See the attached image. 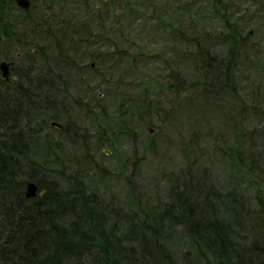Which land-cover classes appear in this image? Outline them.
<instances>
[{
	"label": "trees",
	"instance_id": "trees-1",
	"mask_svg": "<svg viewBox=\"0 0 264 264\" xmlns=\"http://www.w3.org/2000/svg\"><path fill=\"white\" fill-rule=\"evenodd\" d=\"M41 1L46 10L34 17L33 3L23 10L13 0H0V59L13 57L9 47L22 41L17 30L25 29L36 36L28 55L33 67H91L79 56L92 37L91 27L78 22L66 0ZM210 1L231 27L221 40L226 53L214 52L206 33L183 36L192 51L185 48L182 54H188L190 68L203 77L187 83L176 73L180 84L167 88L178 91L183 84L182 90L202 89L208 102L216 94L234 95L238 102L226 103L231 122L244 114L261 122V129L241 127L243 140L227 150L230 162L236 161L252 177L250 186L243 191L221 187L210 167L192 152H185L182 167L154 192L136 178L137 158L130 164L120 161L119 173H114L92 156L70 163L51 157L55 145L49 146L45 127L60 123L59 100L47 94L55 80L41 69L36 81L13 87L0 75V264H264V68L258 72L260 80L249 81V99L241 100L235 78L239 69L233 62L243 49L241 31L229 21L226 4L221 8V1ZM96 19L100 32L112 31L101 17ZM116 47L123 58L137 56ZM121 104L125 108L118 110L127 119L133 107L141 106L129 100ZM102 112L103 120L108 119ZM91 118L95 128L103 126L95 115ZM258 134H263L261 141ZM28 180L39 188L32 198L25 195Z\"/></svg>",
	"mask_w": 264,
	"mask_h": 264
},
{
	"label": "rangeland",
	"instance_id": "rangeland-1",
	"mask_svg": "<svg viewBox=\"0 0 264 264\" xmlns=\"http://www.w3.org/2000/svg\"><path fill=\"white\" fill-rule=\"evenodd\" d=\"M31 1V14L41 17L46 6L41 0ZM86 1L87 4L66 0V8L78 15V22H85L86 27L92 29V37L79 52L91 67H33L28 55L33 53L31 42L36 36L25 29L17 30L22 41L11 44L13 57L6 59L12 61L10 84H14L13 87L26 80L28 84L31 78L36 81L41 69L48 71L47 78L55 80L50 87L56 93H51V89L47 94H52L54 102L56 98L59 100L56 111L62 127L50 123L45 127L49 146L55 145L51 157L60 156L70 163L72 159L92 156L114 173H119L120 161L129 160L130 164V160L137 158L140 166L136 178L148 192H154L162 188L169 173L182 167L185 152H192L210 167L221 187L235 186L243 191L250 186L252 177L236 161L230 162L227 150L238 147L243 140L239 136L241 127L242 131L256 126L261 129V122L254 115L246 114L236 116L231 122L226 103L238 102L234 95L224 98L216 94L212 97L214 100L208 102V97L200 93L202 89L200 92L182 90L183 84L178 91L167 88L171 85L175 89L180 84L179 77L189 83L192 77L202 76L190 68L188 54H182L185 48L192 51L190 44L183 43V36L192 37L198 31L206 33L209 38L206 43L214 52L222 56L226 53L221 40L230 33L231 27L212 7L211 1ZM219 1L221 8L226 4L229 21L241 31L243 49L237 51L239 56L233 62L239 69L235 78L240 82L241 100H246L249 99V81L260 80L258 72L264 68V0ZM96 17H101L112 31L100 32ZM116 44L136 53V58L129 56L131 62L128 57L123 58ZM88 52L91 55L86 56ZM219 97L224 100L218 101ZM127 100L141 105L131 108L128 119L118 110L125 108L121 103ZM88 109L92 113H86ZM102 110L108 119L103 120ZM91 115L102 120L103 126L95 128ZM113 129L116 130L112 134ZM256 137L261 141L263 134Z\"/></svg>",
	"mask_w": 264,
	"mask_h": 264
},
{
	"label": "water",
	"instance_id": "water-1",
	"mask_svg": "<svg viewBox=\"0 0 264 264\" xmlns=\"http://www.w3.org/2000/svg\"><path fill=\"white\" fill-rule=\"evenodd\" d=\"M15 1L16 5L24 10L30 9L32 5L31 0H13ZM12 64V61L3 59L0 61V75L1 78L4 81H10L11 80V70L10 65ZM54 125L60 126V123H57L56 121H53ZM150 131H152V128H150ZM39 192L38 184L33 180H28L26 182V188H25V195L28 198L35 197Z\"/></svg>",
	"mask_w": 264,
	"mask_h": 264
},
{
	"label": "flooded vegetation",
	"instance_id": "flooded-vegetation-1",
	"mask_svg": "<svg viewBox=\"0 0 264 264\" xmlns=\"http://www.w3.org/2000/svg\"><path fill=\"white\" fill-rule=\"evenodd\" d=\"M15 2V1H14ZM54 125V124H53ZM55 126H57V125H55ZM57 127H60V126H57Z\"/></svg>",
	"mask_w": 264,
	"mask_h": 264
}]
</instances>
